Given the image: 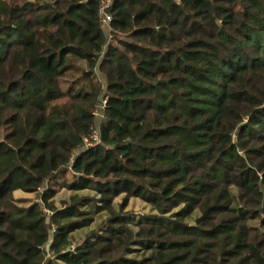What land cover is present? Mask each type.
<instances>
[{"label":"trees","instance_id":"1","mask_svg":"<svg viewBox=\"0 0 264 264\" xmlns=\"http://www.w3.org/2000/svg\"><path fill=\"white\" fill-rule=\"evenodd\" d=\"M98 1L0 0V264H264V0Z\"/></svg>","mask_w":264,"mask_h":264},{"label":"rangeland","instance_id":"2","mask_svg":"<svg viewBox=\"0 0 264 264\" xmlns=\"http://www.w3.org/2000/svg\"><path fill=\"white\" fill-rule=\"evenodd\" d=\"M31 2H35L36 0H31ZM110 43H114L113 40H111ZM105 84V83H104ZM233 194L235 195V190H233ZM41 193L36 194H27L23 193L21 191H18L15 193L16 199L19 201L22 206H29L32 203H41L40 200ZM76 196L80 199L89 200L86 207L83 208V211L86 213H89L93 216V224L90 228L79 231L73 235V243L75 247L78 245H81L85 243V241L89 238H92L95 234H100L102 232L103 226L106 224L107 220L110 217V213L108 212H101L99 213L97 211V208L101 206L100 203V197L95 192L91 190H85L80 192H73L70 190H62L53 200V204L57 209L64 210L65 208H68L70 204H72V198ZM124 195H120L117 197L113 202V208L116 212H122L124 215H129L133 218H148L152 219L158 216L156 211L147 203L142 201L138 198H132L130 199L126 209L123 211L121 210V206L124 204ZM199 214L195 213L190 219H188L189 223H193L197 218ZM250 226L256 227L258 229H261V231H264L260 227V224L258 221H251L249 223ZM135 230V227H133ZM145 254H131L130 258H142Z\"/></svg>","mask_w":264,"mask_h":264},{"label":"built area","instance_id":"3","mask_svg":"<svg viewBox=\"0 0 264 264\" xmlns=\"http://www.w3.org/2000/svg\"><path fill=\"white\" fill-rule=\"evenodd\" d=\"M99 6V20L100 24L105 30V32L108 34V42L111 41V24L113 22V17L110 13L111 7L113 6V0H99L98 1ZM107 101L104 100L102 104L98 107V109L95 112V115L98 117H101L102 111L104 110V107L106 106ZM100 142L99 134H94L92 137V141L88 142V145L95 146Z\"/></svg>","mask_w":264,"mask_h":264}]
</instances>
